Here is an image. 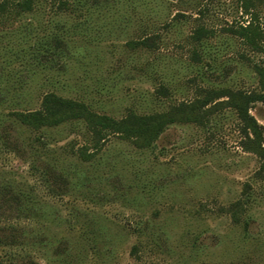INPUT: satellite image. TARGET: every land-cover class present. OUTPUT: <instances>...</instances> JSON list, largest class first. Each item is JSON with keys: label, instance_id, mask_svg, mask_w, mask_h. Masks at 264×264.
<instances>
[{"label": "rangeland", "instance_id": "rangeland-1", "mask_svg": "<svg viewBox=\"0 0 264 264\" xmlns=\"http://www.w3.org/2000/svg\"><path fill=\"white\" fill-rule=\"evenodd\" d=\"M245 1L247 14L238 0H108L85 17L42 2L0 27L13 52L25 27L36 40L62 37L70 52L54 67L13 59L0 68L2 83L26 101L15 108L10 94L0 105L1 262L264 264V180L256 176L258 158L242 150L236 114L226 105H211L204 127L168 126L148 150L111 136L89 162L73 153L87 137L80 122L33 131L11 116L38 109L46 92L117 118L128 109L189 101L198 87L254 91V67H264V0ZM248 23L260 37L256 47L226 32ZM199 24L216 36L196 62L189 38ZM145 35L159 37L158 46L131 53L126 43ZM160 85L170 95L155 98ZM249 114L264 147V104H251ZM246 197L235 224L224 209Z\"/></svg>", "mask_w": 264, "mask_h": 264}, {"label": "trees", "instance_id": "trees-1", "mask_svg": "<svg viewBox=\"0 0 264 264\" xmlns=\"http://www.w3.org/2000/svg\"><path fill=\"white\" fill-rule=\"evenodd\" d=\"M238 1L241 3L245 14L249 13L250 5L245 0ZM42 2H56L59 9L69 10L75 16L80 15L83 17H85L84 11L92 14L111 5L108 0H0V27H11L15 20H18L24 14L33 12L39 8ZM226 32L233 34L252 47H256L260 39L256 28L250 23L245 27L239 26L237 29H227ZM21 33L18 35L16 44L18 52H13L9 41L2 42L3 40L0 38V68L3 67L2 65L10 64L13 59L17 62L20 61L23 65L26 64L28 68L30 64L32 66L42 65V60L45 61L47 66L54 67L57 61L69 59V48L67 44L63 43L64 39L62 37L50 35L45 36L44 40H36L29 27H25V30L21 31ZM215 36L216 32L206 29L203 24H199L194 28L189 38L193 60L200 62L206 55L208 56L207 42ZM157 40L159 41V37L145 35V37L142 36L136 41H128L126 47L131 53L145 52L156 48L158 46ZM29 42H32V44L30 45ZM21 43L28 45L27 49L21 47ZM12 52L14 54H11ZM2 71H0V105L4 104L8 99L7 96L12 94V98L15 100L13 106L15 108H25L23 107L24 94L20 91L14 93L12 90L14 87L10 86L8 82H6L7 84L2 83L5 76L4 71ZM254 73L258 86L254 91L246 93L235 91L228 87H198L195 96L191 100L170 103L164 110L139 112L134 109H128L123 115L116 118L94 111L88 103L82 100L65 98L54 92H46L41 96L38 109L16 110L11 113V116L21 126L33 131L58 127L68 122H80L85 129L87 137L84 140V144L74 150L73 153L81 162H89L101 152L106 141L111 136L128 142L139 150H148L154 146L168 126L178 124L204 127L209 123V118L213 112L211 105H226L227 108L232 109L236 114L240 126L242 150L258 158L260 167L256 172V176L264 180V147L262 146L261 127L249 114V106L251 104H264V67L255 66ZM156 95L166 97L170 95V90L160 85L155 88V98ZM5 188L6 190L12 189L9 186H4L3 190ZM244 191L246 192V189L243 190V193ZM10 193H14V191L12 190ZM14 198L19 202L21 201L17 195ZM246 200L247 197L224 209V212L230 215L233 223L238 224L241 222ZM0 264L4 263L0 260Z\"/></svg>", "mask_w": 264, "mask_h": 264}]
</instances>
